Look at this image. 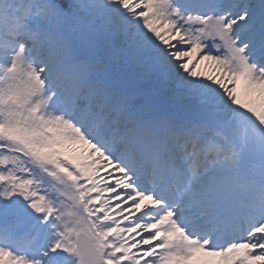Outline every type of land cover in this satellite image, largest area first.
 Here are the masks:
<instances>
[{"label":"snow or ice","instance_id":"obj_1","mask_svg":"<svg viewBox=\"0 0 264 264\" xmlns=\"http://www.w3.org/2000/svg\"><path fill=\"white\" fill-rule=\"evenodd\" d=\"M0 264H264V0H0Z\"/></svg>","mask_w":264,"mask_h":264}]
</instances>
